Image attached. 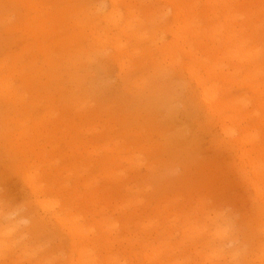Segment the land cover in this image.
<instances>
[{
	"label": "rangeland",
	"instance_id": "obj_1",
	"mask_svg": "<svg viewBox=\"0 0 264 264\" xmlns=\"http://www.w3.org/2000/svg\"><path fill=\"white\" fill-rule=\"evenodd\" d=\"M65 1L44 0L43 4L42 0H0V61L7 63L6 67L0 66V81L7 77L15 88L22 87L26 95L31 94L33 88L38 90L36 96L28 99L34 102L31 115L27 111L29 108L23 109L24 104L8 96H0V224H3L0 234L11 229L2 219L20 216V225L25 227L15 237L14 234L10 236L17 244L10 243L0 251V264L61 263L69 256L72 247L65 232L68 221L65 226L56 221L41 205L44 200H52L55 204L73 202L74 213L86 226L102 219L101 214H107L119 231H138L148 239L155 235L157 229L160 232L173 229L177 235L174 240L181 242L179 252L184 254L179 259L185 264L207 262L204 256L198 257L193 252L197 239L184 238L182 231L190 224H198L195 232L204 227L210 231L219 224L228 230L225 242L212 240L211 235L203 231L210 244H214L213 248L223 245L225 252L232 254L238 244L246 242L248 252L241 264H264V154L263 157L258 156L251 149L252 144L264 146V85L249 66L253 58H239L242 60L239 61L238 58H221L219 53L210 54V66H218L219 71L216 76L209 77L204 68L200 69L206 78V86L215 84L221 98L227 95L229 100L241 97L247 106H241L239 114L228 107L209 111L200 97L201 90L195 77L191 76L189 67L193 66L192 60L185 54L180 53V58L165 59L154 49L155 58H146L144 49H141L136 58H112L115 49L111 42L103 46L99 43V50L87 54L92 58L78 52L79 43L85 50L93 42L92 32L96 29L89 24L91 19H95L92 12L96 11V4L95 0H71L70 3H76L82 10L77 15L81 27L76 25V29L66 30L63 34L79 33L80 29L84 34L82 40H72L64 45L76 53V58L66 61L64 55L63 59H54L53 65L62 74L55 81L50 77L53 65L46 63L42 51L39 53L38 47L29 40L31 33L24 28V20L34 10L31 3L44 5V12L47 10L45 6ZM103 1L108 8L111 7L110 0ZM145 1L166 14L167 26L173 23L170 5L158 0ZM224 1L235 3V0ZM253 2L248 9L241 10L246 11L247 18L259 27L264 45V0ZM200 5L207 8L203 1ZM141 6L137 4L134 10L143 18L146 8ZM41 14L45 15V12L37 15ZM203 24L210 26L206 19ZM240 24L241 21H237L233 26L238 40L245 37ZM102 27H105L104 23L98 31L103 34ZM110 30H107L111 32L110 36L117 33L114 28ZM226 34L225 38L222 37V46L225 45ZM58 37L57 41L62 38ZM127 37L124 34L121 38ZM112 39L115 41L116 37L109 38L110 41ZM173 40L172 35L167 34L164 41ZM205 42L209 52L211 40L206 39ZM134 43L132 39L128 45ZM24 49H28L27 57L33 53L38 55L36 70L44 71L36 84H22V79L16 74L11 78L10 69L15 62L19 61L20 65L34 62L31 57L15 58ZM45 49L56 54L60 53L61 45L47 43ZM91 70L93 73L89 75ZM254 85H259L261 90L251 87ZM49 89L54 94V101L47 99ZM193 90L195 98L190 96ZM37 107L42 108V114L50 107L54 123L63 116L70 117L69 125H76L79 129L78 148L69 145L66 150L71 156L60 159L62 156L53 151L55 159L44 161L46 172L45 175L41 173L38 184L43 190L48 189L41 193L39 201L25 178L24 170L29 162L25 161L15 143L16 134L32 127L30 121L34 118L33 113H39ZM54 127L60 125L55 124ZM248 130L257 131L259 142L241 141ZM244 151L248 153L242 160ZM34 160L30 158V165ZM257 160H262L263 164L260 178L255 175L253 165ZM78 182L80 185L76 187ZM256 184L261 189L258 190ZM100 185H112L113 189L95 194ZM65 186L70 189L63 191ZM216 213L223 215L217 225ZM63 216L65 219L70 217L66 213ZM96 226L101 229L99 224ZM207 246H200L203 252ZM25 248L29 250L26 255L21 252ZM252 253L254 258H251ZM256 253L261 258H257ZM43 258H48V261H43ZM223 261L216 259L213 263L229 264L230 261V264H236L234 259Z\"/></svg>",
	"mask_w": 264,
	"mask_h": 264
},
{
	"label": "bare ground",
	"instance_id": "obj_2",
	"mask_svg": "<svg viewBox=\"0 0 264 264\" xmlns=\"http://www.w3.org/2000/svg\"><path fill=\"white\" fill-rule=\"evenodd\" d=\"M28 1L33 2L36 0ZM66 1L63 4H58L56 2L51 4L53 6H45V9H47L44 10L45 15L41 14L40 16L37 14L41 12L44 13V5L41 6L40 4L31 3L34 10L31 11V9V16L27 15V20H24V28L31 33L29 36L31 38L29 40L34 42L35 47H38L37 51L39 53H41L40 50L42 51L41 55H43V58H45L46 63L49 65H53L55 58V60H57V58H59V60L61 58L63 59L64 55H66V61L68 58H76V53H72V51L66 49L64 45L72 40H82L81 38L84 34L83 29H80L79 33L71 35L63 34L66 30L70 31L71 29H76V25L81 27L77 15L79 12L81 13L82 10L79 9L76 3H70L71 0H69L68 4ZM158 1L172 7L171 9L173 10L174 21L170 26H167L168 19L165 17L166 14L162 10L158 11L155 6L150 3L148 4L145 0H110V8H108L106 2L103 0H95L96 11L92 12L95 19L89 18L91 19V23L89 24L90 27L96 29V31L93 30L92 32L93 42L90 44V48L85 50L83 49L84 45L79 43V46L76 48L77 51L82 54H86L85 57H87V54H91L92 51L99 50V43L103 46L104 43L111 42L115 49V53L112 58H127L128 56H130V58H136L141 53V49H144V55L146 58H155L152 53L154 49L158 50V52L162 55V58L165 59L180 58V53L185 54L192 60L193 66H190L189 70L191 72V76L195 77L196 84L200 87V97L207 105V109L212 111L220 110L221 107H228L232 108L235 113L239 114L240 107L247 106L241 97L229 100V95H227L222 96L221 98L215 84L206 86V78L201 75L200 69L204 68L209 77L217 75L219 71L218 66L211 67L208 59L211 58V53H219V57L221 58L222 56L223 58H242V60H246V58H253L250 61L249 66L253 70L252 73L256 74L255 76L259 77V80L261 79V83L264 85V71H262L264 68V45H262L261 41L262 35L259 27L256 26L252 20L247 18L246 11L241 10L242 8L249 7L253 0H242L239 3L237 2L238 0H235V3L233 2L232 4H229V2H225L224 0ZM201 1L204 2L208 9L206 7L201 8ZM42 2L45 4L44 0H42ZM137 4L146 8L145 17L141 18L138 15L139 12L136 13L137 11L134 10ZM32 13L34 15H32ZM222 16L224 18V22H222ZM204 19L209 21L210 26H204ZM237 21H241L240 26L242 27V31L246 37H244V39L238 40L236 38L233 26ZM102 23L105 24V27H102V30L100 29L103 31V34L98 31V28ZM148 26H150V28H148ZM112 28H114L117 32L114 33V35L117 36L112 35L113 37H116L115 41H113V39L111 41L109 40L112 36H110L111 32L109 33L108 31H111L110 29ZM223 32L227 33L224 46H222V37L225 38ZM124 34L128 35L126 39L121 38ZM167 34H171L174 38L172 42L164 41ZM58 35L59 37L62 36V38L57 41L56 37H58ZM132 39L135 43L128 45V42L132 41ZM206 39L211 40L209 52L208 49H206L208 46L205 42ZM47 43L60 44V53L58 52L54 54L53 50H46L45 45ZM143 45L144 48H142ZM27 50L28 49H24L23 52H20V54L15 58L31 57L34 58V62L30 61L28 65H20L18 63L19 61L15 62L13 69H10L12 70L11 78H13L16 74L22 79V84L27 83L28 85H32V82L33 84H36L38 78L44 73V71H42V69L36 70L38 55L33 53L30 57H27L25 56ZM105 50L106 49H104L103 52ZM87 58L92 57L89 56ZM240 60L241 59H239V61ZM6 64L7 63L0 61V66L6 67ZM74 64H77V62H74ZM33 68L35 69L34 71ZM227 72H229V70ZM92 73L93 70H91L88 74L92 75ZM50 74V77L52 79L54 78L55 81H58L62 75L56 69L55 64L52 66ZM248 78L253 79V76L248 75ZM179 85L180 82H178V86ZM178 86L175 87L176 90L178 89ZM251 87L258 91L261 90L259 85ZM262 87L263 86H261V88ZM23 91L24 89L22 87L17 89L15 88L14 83L8 82L7 77L0 81V96H8L9 99H14L15 102L24 104L23 109L26 110L29 108L27 111H29V115H31L30 113L31 109L34 107V102L31 100L28 101V99L36 96L38 94V90L33 88L31 91L32 93L29 95H26ZM48 92L50 95L47 96V99H52L54 101V94L52 95L51 89H49ZM190 96L195 98L194 90L190 92ZM55 102L57 101L55 100ZM51 110L52 109L49 107V110H46V112L42 114V108L37 107L36 111L39 113L37 115H34V113L32 114V117H34L30 121V126L32 127L29 130H21L19 134L15 135V143L18 147H20L23 156H25V161L29 162L27 169H23L26 181L31 186L33 194L38 201L41 199V193L46 192L48 189L46 188L43 190V188H40V185L38 184L39 176L41 173H44L45 175L46 172L45 167H43L44 161L46 159H55L53 151L57 152V155L62 156L59 157L60 159H65L68 156H71L72 154H69L66 151L67 147L69 145H73V148H78L77 143L79 142V129L76 125H69L71 118L69 117L68 119L63 116L60 121L54 123L51 119ZM66 122L67 124H65ZM55 124H57V126L60 125V127H54ZM231 132L233 131L231 130ZM257 139V131L255 130L253 132L252 130H248L244 134V140L242 139L241 141L247 140V142H253L257 141ZM251 149L256 155L263 157L264 146L261 144H252ZM247 153V151H244L241 154L242 160L246 158ZM31 157L35 160L34 163L30 165ZM253 165L256 170L255 175L260 178L262 173H264V170L261 173L263 165L262 160L255 161ZM79 185V182L75 183L76 187ZM256 185L258 190L261 189L258 184ZM62 189L64 191V189L69 190L70 188L65 186L62 187ZM111 189H113L112 185L111 187H103L100 185L97 189H95V194H99L103 191L108 192V190ZM41 205L46 212L50 213L51 216L56 219V221L62 223L64 226L66 221H68L69 224L67 229H65V232L68 234L70 239L72 247L71 253L67 258L62 259L61 263L50 262L51 264H185V261H180L179 259L181 254H184L179 252L178 248L181 246V242L177 243L174 240L177 235L173 229L169 228L162 232L157 229L155 235L151 239L150 237L148 239L146 235H143L138 231L124 233L119 231L117 224H115L111 220V216L107 214H101L102 219H97L95 224L86 226L80 221V217L76 216L74 213L75 211L72 208V206H74L73 202H66L63 204L57 202L55 204L52 200H44L41 202ZM188 206H190V204ZM58 207L60 208L59 210L56 209ZM65 213L70 215L68 219H65L63 216ZM12 214H15V212ZM215 218V223L217 225L218 222L223 219V215L216 213ZM2 220L10 225L9 227L11 229H7L5 232L0 234V251H4L10 243H16V241H14V239L10 236H13L14 234L13 237H15L19 232H23V229L25 228L20 225L22 221L20 216ZM151 220L153 219L151 218ZM96 224H99L101 229H97ZM2 225L3 224H0V226ZM197 225V223L192 225L190 224L189 226L192 228H189L188 226L181 234L186 239L191 237L197 239L196 249L193 252L196 253L198 257L204 256V260L207 262L205 264H214L213 262L216 259L217 261L223 259V262H227L228 259H234L236 264H241L243 262L242 260H244V255L248 252L246 242L238 244L232 254L226 253L223 245L213 248L214 244H210V241L207 239L208 235L206 234L207 236H204L203 234L207 231L208 234L211 235L212 240L225 242L228 237L227 229L222 228V226L218 224L217 227L210 231L204 227L203 230L195 232ZM1 230H5V228H2ZM199 241L202 242V246L203 244H208L205 250L207 254L203 252L200 247L201 245L198 244ZM183 245H185V243ZM21 252L26 255L29 253V250L28 248H25L24 250H21ZM257 255L258 254L256 253L257 258H261ZM254 257L255 255L253 254L251 258ZM60 258H62V256H60ZM43 261H48V258H43ZM228 263L230 264V261H228ZM39 264H41V262H39Z\"/></svg>",
	"mask_w": 264,
	"mask_h": 264
}]
</instances>
